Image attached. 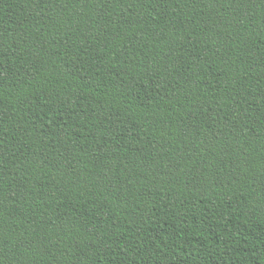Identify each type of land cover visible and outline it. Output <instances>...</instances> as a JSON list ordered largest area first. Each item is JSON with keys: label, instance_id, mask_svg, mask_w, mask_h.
<instances>
[{"label": "trees", "instance_id": "obj_1", "mask_svg": "<svg viewBox=\"0 0 264 264\" xmlns=\"http://www.w3.org/2000/svg\"><path fill=\"white\" fill-rule=\"evenodd\" d=\"M0 264H264V0H0Z\"/></svg>", "mask_w": 264, "mask_h": 264}]
</instances>
